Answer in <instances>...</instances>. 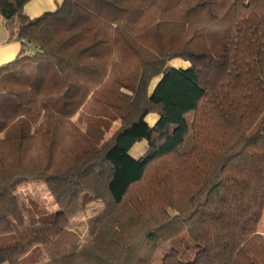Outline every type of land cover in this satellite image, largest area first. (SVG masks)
Listing matches in <instances>:
<instances>
[{
  "label": "trees",
  "instance_id": "16d2710c",
  "mask_svg": "<svg viewBox=\"0 0 264 264\" xmlns=\"http://www.w3.org/2000/svg\"><path fill=\"white\" fill-rule=\"evenodd\" d=\"M28 1L0 0L30 46L0 66V264L38 246L42 264H264V0H61L32 18ZM29 180L53 211L19 200ZM97 201L83 239L70 219Z\"/></svg>",
  "mask_w": 264,
  "mask_h": 264
},
{
  "label": "rangeland",
  "instance_id": "374dc122",
  "mask_svg": "<svg viewBox=\"0 0 264 264\" xmlns=\"http://www.w3.org/2000/svg\"><path fill=\"white\" fill-rule=\"evenodd\" d=\"M171 66H181L185 67L186 62L179 59H171L169 61ZM158 81V78L153 79L152 85ZM156 116L154 113L147 116L148 122H151V117ZM189 117V115H187ZM146 146V141L141 140L133 145L130 149V154L134 157H139ZM16 194L21 202H23L31 212L36 215L41 214L42 212H50L56 208L53 198L51 197L49 191L47 190L45 184L37 180H29L22 182L18 187ZM102 207L100 201L89 204L82 212H80L75 217L70 219L69 227L74 230H78L81 234V237L87 238V231L85 226V220L87 217L91 216L97 212ZM27 210V209H25ZM257 231L259 234L264 236V215L261 218L257 226ZM166 250L165 248L157 252V256L161 251ZM47 260L46 254L44 253L41 246L33 249L21 262V264H42ZM152 264H157V260H154Z\"/></svg>",
  "mask_w": 264,
  "mask_h": 264
},
{
  "label": "crops",
  "instance_id": "0c3cea01",
  "mask_svg": "<svg viewBox=\"0 0 264 264\" xmlns=\"http://www.w3.org/2000/svg\"><path fill=\"white\" fill-rule=\"evenodd\" d=\"M61 0H30L24 6V11L30 18L36 17L43 12L54 10ZM26 48L25 43L11 36L9 30L4 26L0 19V66L14 59L16 56L23 53ZM157 116L151 117L152 125Z\"/></svg>",
  "mask_w": 264,
  "mask_h": 264
},
{
  "label": "built area",
  "instance_id": "2783aa9c",
  "mask_svg": "<svg viewBox=\"0 0 264 264\" xmlns=\"http://www.w3.org/2000/svg\"><path fill=\"white\" fill-rule=\"evenodd\" d=\"M26 48L24 49V52L29 53L30 52V46L28 44H25Z\"/></svg>",
  "mask_w": 264,
  "mask_h": 264
}]
</instances>
